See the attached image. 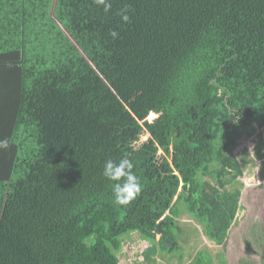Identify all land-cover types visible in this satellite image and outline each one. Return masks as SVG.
Instances as JSON below:
<instances>
[{"label": "trees", "instance_id": "16d2710c", "mask_svg": "<svg viewBox=\"0 0 264 264\" xmlns=\"http://www.w3.org/2000/svg\"><path fill=\"white\" fill-rule=\"evenodd\" d=\"M111 3L0 0V255L19 264H119L134 232L150 243L137 264H157L182 206L218 244L241 208L232 150L264 127V0ZM110 158L143 185L126 207Z\"/></svg>", "mask_w": 264, "mask_h": 264}, {"label": "rangeland", "instance_id": "374dc122", "mask_svg": "<svg viewBox=\"0 0 264 264\" xmlns=\"http://www.w3.org/2000/svg\"><path fill=\"white\" fill-rule=\"evenodd\" d=\"M154 118L155 117H148V120L151 121ZM253 127L254 129L248 133V135H243L242 138L238 140V145L232 150V153L237 160L244 166V171L238 180L241 185L242 208L239 210L238 217L233 223L231 231L236 243L230 248L227 247V254H225L229 258L228 264H257V260H259V257H252V254H248L246 249L243 250L242 244V242H245L243 226L248 221L247 219L254 216L256 211H259V216L261 212L264 213V205L260 206V209L257 208L258 201H261V199L264 198V164L260 162L261 160L254 157V153L260 146L262 138L259 132H261L264 127L260 128L256 124H254ZM147 138V135L143 136L142 142L147 140ZM180 214H182V212L177 215ZM192 220L193 218L189 215L182 217L181 220H177V223L184 227L180 228L181 231H178L177 226H171V230L176 235L175 241H178L179 245L171 255L167 254L166 250L159 249V246L157 245L156 253L158 254L155 256L157 258V264H178L174 257L175 255L178 256L182 251L185 252V256L181 264H193V258L199 250H202L200 251V255L203 256V260L205 259L206 262H208L209 259L212 262L214 261L211 255L216 257L217 254L224 253V249H222L223 246H215V244L208 239L202 240V236H200L201 233L198 230V227H196L195 222L193 223ZM202 225H204L203 222ZM177 234H180L182 238H179L178 240ZM139 235L140 234L137 232H134L133 234H128L124 237L126 246L125 250L122 253L120 252L119 264H137V262L142 261L143 257L139 254L145 251L149 242H143ZM156 238H158V236ZM180 246L182 247V250ZM0 248H3V244L0 245ZM0 254H2V252H0ZM161 254H165V257H170V260L167 261L168 258H164ZM218 261L219 264H227L226 258L221 254L218 255ZM0 264H19V261L11 252L3 249V255H0Z\"/></svg>", "mask_w": 264, "mask_h": 264}, {"label": "clouds", "instance_id": "9594fccd", "mask_svg": "<svg viewBox=\"0 0 264 264\" xmlns=\"http://www.w3.org/2000/svg\"><path fill=\"white\" fill-rule=\"evenodd\" d=\"M93 3L98 7H102L105 13H108L112 8L111 0H93ZM128 13V8H122L118 14L121 16L122 21L127 22L129 20ZM109 35L116 39L119 34L116 31H111ZM263 131L264 129L260 132L261 135ZM9 148L8 140L0 139V151H7ZM260 162L262 163V161ZM134 169L135 164L128 158H121L118 161L110 158L104 162L101 175L103 179L112 184V202L114 206L126 207L140 195L143 185ZM142 241L148 243V241Z\"/></svg>", "mask_w": 264, "mask_h": 264}, {"label": "flooded vegetation", "instance_id": "af4514ba", "mask_svg": "<svg viewBox=\"0 0 264 264\" xmlns=\"http://www.w3.org/2000/svg\"><path fill=\"white\" fill-rule=\"evenodd\" d=\"M252 204H253V201H252ZM263 205H264V198L261 199V201H258L257 208L260 209V206H263ZM180 209H181L180 212H182V214L174 217V221L171 222L172 227L177 226L178 231H181L180 228L183 226L180 225L179 223H177V220H181L182 217L189 215L193 218L192 222L193 223L195 222L196 226H201V229H203L204 225H202V222L200 220L196 219L194 216H192L188 211H186L185 206H182ZM247 220L248 221L243 226V234H244V240H245V242H242L243 250L246 249L248 251V254H250V255L252 254L251 255L252 257H256V256L259 257V260H257V264H264V213L261 212L260 216H259V211H256L254 216H252L251 218H249ZM162 224H163V221L160 225H162ZM162 232L160 231L156 235V237L158 236V238H156L157 241H160L161 239L167 240L166 238L162 237L163 236ZM230 234L231 233L229 232L228 238L230 237ZM177 235H178L177 236L178 240H179V238H182V236L180 234H177ZM175 237H176V235H175ZM210 240H212V239H210ZM212 241L215 244V246H218V247L220 246V244H218L215 240H212ZM225 241H227V239ZM225 241L223 243V247L225 250H227V245H224ZM173 247H174V243H173ZM226 253H224V254H226ZM244 259H245V257H244ZM226 261L228 263L227 259H226Z\"/></svg>", "mask_w": 264, "mask_h": 264}, {"label": "crops", "instance_id": "0c3cea01", "mask_svg": "<svg viewBox=\"0 0 264 264\" xmlns=\"http://www.w3.org/2000/svg\"><path fill=\"white\" fill-rule=\"evenodd\" d=\"M260 133V132H259ZM244 135H246V134H244ZM263 178V177H262ZM240 210V209H239ZM238 213H239V211H238ZM238 217V214H237V216H236V218ZM236 220V219H235ZM235 222V221H234ZM233 225V224H232ZM196 227H198V230L200 231V233H201V235L200 236H202V240H204V239H208L210 242H213L212 240H210V238L208 237V235H207V230H206V226L204 225V227H203V229H201V226H196ZM232 228H233V226H231V228H230V230H229V232L231 233V231H232ZM217 231H215V233H216ZM228 232V233H229ZM233 239H234V237L232 236V234H230V237L229 238H227V241H225V244L224 245H227V247H231L233 244H235L236 243V240L234 239V242H233ZM224 243V242H223ZM223 243L222 244H220V246H223ZM222 249H224V247L222 248ZM200 251H202V250H199V252ZM183 252V251H182ZM222 252V251H221ZM227 252V250H225L224 249V253H226ZM198 253V252H197ZM208 253V252H207ZM224 253H220L222 256H224L227 260H229V258H228V256L227 255H225ZM183 254H184V256H185V252H183ZM220 254H217L216 255V257H214V256H212L211 254V257L213 258V262L209 259V262L211 261V264H219V261H218V255H220ZM227 254V253H226ZM196 257H197V254H196V256L193 258V260H195L196 259ZM216 259V260H215ZM232 263V262H231ZM228 264V263H227ZM233 264V263H232Z\"/></svg>", "mask_w": 264, "mask_h": 264}, {"label": "water", "instance_id": "95a60500", "mask_svg": "<svg viewBox=\"0 0 264 264\" xmlns=\"http://www.w3.org/2000/svg\"><path fill=\"white\" fill-rule=\"evenodd\" d=\"M262 139H263V141H264V131H263V133H262ZM158 231H162V227H161V225L158 226ZM121 246H122V248H121V251H120V252L122 253V252L124 251L125 247H124V244H123V243L121 244ZM163 246H164V247H168V248L171 249V248L173 247V243H172V241H170V240L167 241V240L164 239V240H163Z\"/></svg>", "mask_w": 264, "mask_h": 264}, {"label": "bare ground", "instance_id": "6f19581e", "mask_svg": "<svg viewBox=\"0 0 264 264\" xmlns=\"http://www.w3.org/2000/svg\"><path fill=\"white\" fill-rule=\"evenodd\" d=\"M232 247V246H231ZM230 248V247H229ZM125 250V249H124Z\"/></svg>", "mask_w": 264, "mask_h": 264}]
</instances>
